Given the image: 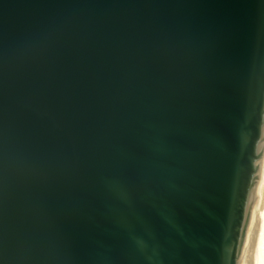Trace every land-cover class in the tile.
Wrapping results in <instances>:
<instances>
[{
	"label": "water",
	"instance_id": "obj_1",
	"mask_svg": "<svg viewBox=\"0 0 264 264\" xmlns=\"http://www.w3.org/2000/svg\"><path fill=\"white\" fill-rule=\"evenodd\" d=\"M264 180V0H0V264H245Z\"/></svg>",
	"mask_w": 264,
	"mask_h": 264
},
{
	"label": "bare ground",
	"instance_id": "obj_2",
	"mask_svg": "<svg viewBox=\"0 0 264 264\" xmlns=\"http://www.w3.org/2000/svg\"><path fill=\"white\" fill-rule=\"evenodd\" d=\"M245 264H264V180L261 188Z\"/></svg>",
	"mask_w": 264,
	"mask_h": 264
}]
</instances>
